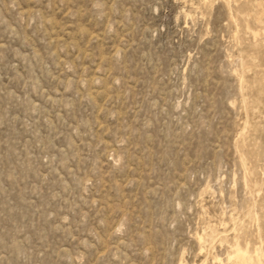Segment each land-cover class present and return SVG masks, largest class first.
Here are the masks:
<instances>
[{"label":"rangeland","instance_id":"374dc122","mask_svg":"<svg viewBox=\"0 0 264 264\" xmlns=\"http://www.w3.org/2000/svg\"><path fill=\"white\" fill-rule=\"evenodd\" d=\"M235 244L264 251V0H0V264Z\"/></svg>","mask_w":264,"mask_h":264},{"label":"bare ground","instance_id":"6f19581e","mask_svg":"<svg viewBox=\"0 0 264 264\" xmlns=\"http://www.w3.org/2000/svg\"><path fill=\"white\" fill-rule=\"evenodd\" d=\"M235 245L236 247L234 246V250L229 254L230 257L234 258V264H255V259L257 257L264 256V251L260 247L256 248V256H254L251 254L249 246L246 249H242L243 247L241 248L240 245ZM229 260L231 259L229 258Z\"/></svg>","mask_w":264,"mask_h":264}]
</instances>
